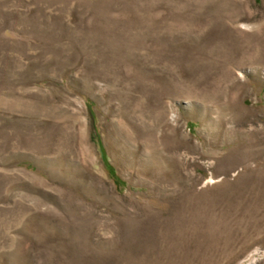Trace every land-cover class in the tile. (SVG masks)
<instances>
[{"label":"rangeland","instance_id":"obj_1","mask_svg":"<svg viewBox=\"0 0 264 264\" xmlns=\"http://www.w3.org/2000/svg\"><path fill=\"white\" fill-rule=\"evenodd\" d=\"M0 264H264V0H0Z\"/></svg>","mask_w":264,"mask_h":264},{"label":"trees","instance_id":"obj_2","mask_svg":"<svg viewBox=\"0 0 264 264\" xmlns=\"http://www.w3.org/2000/svg\"><path fill=\"white\" fill-rule=\"evenodd\" d=\"M91 137H92L93 141L95 142V144H97V146L100 149L101 147H100V143H99V140H98V135H97L96 130H94V133L92 134Z\"/></svg>","mask_w":264,"mask_h":264}]
</instances>
